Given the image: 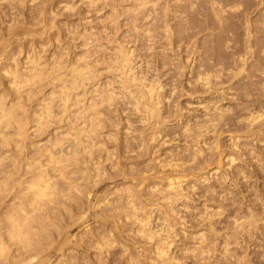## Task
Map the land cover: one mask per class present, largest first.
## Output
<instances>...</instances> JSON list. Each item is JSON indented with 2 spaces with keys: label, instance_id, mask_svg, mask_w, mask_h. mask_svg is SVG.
<instances>
[{
  "label": "rangeland",
  "instance_id": "obj_1",
  "mask_svg": "<svg viewBox=\"0 0 264 264\" xmlns=\"http://www.w3.org/2000/svg\"><path fill=\"white\" fill-rule=\"evenodd\" d=\"M98 1L0 0V93L6 97L7 103L11 100L14 87L12 75L15 69L25 70L29 62L28 56L30 59L41 58L43 67L50 68L57 66L56 62L62 58L61 60L66 63L59 62L67 64L64 66L66 69L70 68V66L67 68L69 62L72 67L75 62H79L80 65L81 57L87 55L84 61L89 57L92 61L93 57L95 60L92 62L97 61L98 64L97 68H95L96 64L92 66L96 71L95 74L93 73L95 77L86 83L89 89L87 91L90 92L85 94L87 98L81 94V98L78 99L87 100L90 97L89 99L92 100L94 97L97 98L99 93H108V90L115 88L114 91H116L119 80L115 78V81L112 75H109L110 72L106 70L108 61L105 62V59L107 54H111V57L116 54L113 52L121 48L116 46L115 49L118 42L125 44L126 49L131 51L135 44L134 49L137 53L142 47L144 50L141 48L139 55L145 60L144 58L141 60L134 50L132 55L136 60L134 62L141 63L142 72L148 73L147 76L150 75L148 78L151 79L155 73L160 75L159 80L162 82H159L162 86L165 85L164 91H160L163 94L160 95L168 98L165 99L168 103L161 99L165 104L160 103L161 110L163 106H167L162 110L164 118L160 120L163 122L158 121L157 125V121L153 119L149 120L153 121L152 123L146 121L148 125L139 122L143 114L136 112L138 114L136 116L130 106L127 108L129 104L127 105L126 102L125 105L124 101L127 99L122 100L123 97L121 102L111 106L112 109L104 110L101 115L105 121L102 122V125L104 124L102 129L100 128L102 132H98L99 135L92 138V142L97 141V144L90 141L99 149V151L96 149L97 154L94 153L97 157L95 158L94 155L92 157L93 162L96 163L90 162L95 165L97 171H94L96 170L94 168V178L84 181L78 213L66 226L70 234L66 229L64 232L67 233L63 232L65 236L71 235L70 237L68 235L69 242L66 240L65 247L69 245V251L72 250L71 253L74 254H72L73 258L80 252L79 257L87 255V258H90L88 264H94L95 261V264H164L165 262L166 264L167 262L168 264H264V0H237L238 2L236 0H204L205 2L184 0L187 2H183L185 4L182 0H175L179 2L176 4L174 0H171L174 2L149 0L151 2H146L148 4L144 3L146 0L142 2L140 0L141 4L138 3L139 0L137 2L136 0H114L115 3L113 0L112 2L108 0L109 3L103 0L104 4L107 2L109 6L106 3L107 6L103 7L104 4H101L99 8ZM70 3L75 6L69 7L73 8L68 10L66 7ZM135 4L142 5L141 11L138 8L140 12L136 10L138 5L134 7ZM133 8H135L134 12L138 11L135 12L138 15H132L131 18ZM164 9L165 12L170 10L164 15ZM139 13L140 19L136 21L135 16H139ZM133 18L138 26L133 24ZM147 27L152 30L150 35ZM168 31H171L172 37L174 36L171 39L177 41L174 45L171 44L174 43L173 41H169L171 34L165 33ZM105 32L107 34L114 32L115 36L112 35L113 39H110L111 35L107 36ZM142 32L145 34H141ZM165 34L168 35V40ZM145 35L152 40L149 38V41ZM91 37L92 40L94 37L93 41ZM96 37L100 38L97 42L102 43L100 45L104 49L96 50L100 47L94 42L97 40ZM105 37L110 40L117 37L114 40L117 43L111 45L114 43L111 41V44H107L110 40L106 43ZM86 41L88 45L85 44ZM91 42L98 47L94 44L91 46ZM169 42L173 48L169 46ZM146 45L148 50L154 47L150 49V53L153 50L156 54L148 53L152 57L155 56V60L148 59L150 55L145 52ZM90 46L95 47L94 52L98 51L92 57L88 55L90 50H92L90 55L94 53ZM144 52L148 56L142 55ZM101 54L106 55L103 57ZM156 56H159L158 61L163 59L160 60V64ZM82 58L80 60H83ZM139 60L144 63L142 64ZM147 61L153 63V66L149 64L147 66ZM102 62L106 63L105 67ZM76 63L73 66H77ZM156 63L158 65L155 66ZM145 66L147 69L151 66V69H148L151 71L150 74L147 69V73L145 72ZM157 66L162 72L157 69ZM159 66H164L165 71ZM153 69L156 70L155 73L152 72ZM207 75H211L209 83L206 82ZM198 78L202 80L199 81ZM204 82L206 85L203 84ZM50 83L39 88L31 100L27 101V106L33 115L48 101L50 102L49 97L54 89L53 84L49 85ZM59 102L53 105L56 111H59ZM80 102L83 103V100ZM72 111H70L71 115ZM75 111L73 114L76 113ZM58 116H62V112L58 113ZM253 117L257 119L252 120ZM66 120L60 124L52 122L45 132L39 134L40 136L31 130L30 136L27 137L28 142L37 147L49 139L48 144L51 145L54 142L52 133L56 131L59 134V141L68 139L63 141L65 145H68L71 138L66 136V128L61 127L63 123L66 124ZM141 120L145 121L143 116ZM131 123L134 124V129L131 128L133 127ZM127 126L134 132L133 136L128 133L131 130ZM125 131L130 136L125 135ZM137 137H144L147 146L139 145L138 141L140 143L145 141H140L142 138L136 141ZM127 139L128 141L133 139L134 145H131L132 142L128 144ZM136 142L139 148L134 147L138 146L135 145ZM194 149L198 151L196 156L194 154L197 152L193 151ZM188 151L195 153L190 157L192 153ZM181 154L185 162L183 158L180 159ZM187 156L190 159L186 158ZM181 163H187V165L182 166ZM136 175L139 177L137 178ZM151 186L156 188V191L163 188L162 192L166 195L168 194L165 192L166 189L168 191L175 186H180L184 193L179 196L180 198L175 197L178 198L177 200L174 196L169 197V194L162 195L160 190L155 193L154 189L153 194ZM133 188L135 191L138 189L136 193ZM128 190L130 197L133 192L135 195L139 192L141 197L139 194L136 196L133 194L134 202L132 198L127 200ZM136 197L143 203L138 202ZM168 197L169 200L171 198L170 202L167 200ZM135 199L138 203L134 204L136 208L132 204L135 203ZM124 204H127L126 208ZM118 206L124 207V210L128 207H132L133 210L138 209V214L137 216L129 213L127 215ZM139 210L143 213L145 211L148 217L140 212L144 219L142 215H139ZM0 214L4 221L3 214ZM143 223L146 227H142ZM102 241H105L103 244H108L102 245ZM166 241L169 242L166 247L172 245L166 251H169V254L166 253L169 260L158 254L159 245ZM85 244L87 246L94 244V247L97 244L96 250L93 249V245L88 249ZM98 245L103 247L102 253L98 252L101 250ZM58 250L59 246L54 253L57 255L53 254L48 258L50 264H53L55 257L61 252ZM37 258L35 259L38 263L33 259L35 264L40 263L41 258ZM41 260L43 262V259ZM0 264L9 263L1 262Z\"/></svg>",
  "mask_w": 264,
  "mask_h": 264
},
{
  "label": "bare ground",
  "instance_id": "obj_2",
  "mask_svg": "<svg viewBox=\"0 0 264 264\" xmlns=\"http://www.w3.org/2000/svg\"><path fill=\"white\" fill-rule=\"evenodd\" d=\"M89 1L87 0V2H89ZM91 1L94 2V0H91ZM99 1L97 2V4L99 3L98 8L101 4L102 5L104 4L103 0L102 1L99 0ZM106 1L108 2V0H106ZM142 1L143 0H141V2ZM167 1H169V0H167ZM167 1H165V2H167ZM174 1H171V2H174ZM178 1H181V0H178ZM178 1L177 2L175 1V4L179 3ZM188 1H190V0H188ZM205 1H207V0H205ZM205 1L203 0V2H205ZM221 1H223V0H221ZM93 2H90V3L92 4ZM95 2H96V0H95ZM113 2H114V0H113ZM136 2H137V0H136ZM146 2L150 3L151 1L149 2V0H146L144 3H146ZM183 2H186V1L182 0V3ZM208 2H210V1H208ZM230 2H232V1H230ZM90 3H88V6ZM106 3L104 4L103 7H105ZM108 3H107V5H108ZM138 3L141 4L140 0ZM144 3H142V5L145 6ZM148 3H146V4H148ZM217 3H220V2H217ZM183 4H185V3H183ZM211 4H209V5L211 6ZM224 4H226V3H224ZM228 4H229V2H228ZM228 4H227V6H228ZM136 5H138V4H135L134 7H136ZM142 5H140V6H142ZM67 6L68 7H66V8L68 10H71L73 7L72 8H69V7L75 6V5H71V3H70V5L67 4ZM140 6L137 7L136 10L139 11V9L142 8ZM154 6H152V7H154ZM166 6H168V5H166ZM180 6H183V5H180ZM212 6H213V4H212ZM89 7H91V6H89ZM93 7L97 8V6H93ZM157 8H158V6H157ZM215 8H212V10L213 9L215 10ZM235 8H237V7H235ZM165 9H164V15L166 14L167 11L170 10L169 9L165 12ZM177 9H178V7H177ZM184 9H187V7L186 8L184 7ZM134 10H135V8H133V11H132L133 13L131 12L132 13L130 15L131 18H132V15H138V13H135L138 11L134 12ZM140 11H141V9H140ZM228 11H230V10H228ZM169 13H167V14L169 15ZM144 15H145V13H144ZM215 15H217V14H215ZM222 15H223V13H222ZM159 16H160V14H159ZM139 17H140V13H139V16H135V18H137L136 21H138L140 19ZM216 18H218V16ZM219 19H221V18H219ZM132 20H133V24H135L134 23L135 19L133 18ZM167 21L169 22V20H167ZM152 23H151V25H152ZM154 23H156V22H154ZM135 25L138 26V24H135ZM135 28L137 29L136 26H135ZM147 29L149 30L148 27H147ZM169 30H171V29H169ZM150 31H152V30L150 29L148 32H150ZM107 32H105V33L107 34ZM170 32L171 31H168L165 33L166 34L168 33L170 35L171 34ZM143 33L144 32H142L141 34H143ZM151 33L152 32H150L148 34L150 35ZM106 34H105V36H106ZM109 34H107V36ZM110 35L111 36L109 38L113 39L111 37H112V35H114V32L113 33L111 32ZM172 35L173 34H171L169 41H171V42L173 41L174 43L169 42L168 43L169 46H170V43L172 45H174L175 41H176V40L175 41L172 40L174 37V36L172 37ZM167 36L168 35H166V39L168 40ZM142 37H144V36H142ZM115 38L117 39V37H115ZM115 38H114V40H115ZM146 38H148V37L146 36ZM96 39L97 40H95L94 42H96V44H97L99 42L98 40L100 38L96 37ZM110 39L106 38L105 39L106 43H107V40L109 41ZM150 39H149V41H150ZM86 40H87V38H86ZM91 40H92V37H91ZM93 40H94V37H93ZM114 40H110V42H108L107 44H111V41L113 43ZM94 42H91L90 45L93 46V44H94L95 46H97ZM115 42L111 45H114L117 43V42L116 43ZM86 43H87V41L85 42V44ZM119 43L120 42H118L115 45V49H116V46H119L121 48L119 50H117V52H113L116 54H113L111 51V53L113 54L112 56H114V58L112 56L110 57L111 54L110 55L107 54L106 58L108 59V57H109V59L108 60L105 59V62L108 61L107 64L105 63L107 65L106 66L107 69L106 68L105 69L108 72H110L109 75H112L113 80L115 78L117 80H119V81H117V83L119 82V85H116V87L118 86V88H117L118 91L117 90L114 91L116 89L115 88L114 90L112 89L111 91L108 90L107 91L108 93H106V92L105 93H99L100 96L97 94L98 97L97 98L94 97V99L92 98V100L89 99L90 97L87 100L84 98L85 100L82 99L83 103L80 102L82 100L78 99L79 97L81 98V96H80L81 94H83L87 98V96L85 94L90 92V91H87L89 89H87L86 83L88 81H91V79H93L95 77L94 74L96 71L93 70L94 67L92 68V66L96 64L95 68H97V64H98L97 61L94 63L92 62L95 60V58L93 59L92 55H95V53H98V51L96 52V50H98L100 48L104 49L100 45L102 43H100V44L98 43L99 44L98 46H100V47L96 48L95 52L93 49L95 47L91 48V46H90V49H93V52H94L93 54L90 55V52H92V50H90V52L88 53V55L92 57V61L89 59L90 57L88 58L90 61L88 59H86L84 61V59L87 58V55H86L83 58L81 57L83 60H80L81 58L79 59L80 65L78 64L79 62L77 61L78 63H76V62L75 63L78 65L73 66L75 64L74 63L71 67L70 62H69V65L67 67V68H69V66H70L69 69H66V67L64 68V66H66L67 64L64 65V64L59 62V61H61L63 63H66V61L64 62V60L63 61L61 60L62 58L61 59L59 58L60 59L58 61L59 64H57L58 62H56L57 66H55V63H54L55 67L52 66L50 68L48 66L43 67L44 65L40 61L41 58L39 59L36 57L37 59L36 58L30 59V56H28L27 58H28L29 62H27L28 65L25 67V70L19 71L18 69H15L14 74L12 75V79H13L12 82L14 84L13 85L14 87H13V92L11 94V100L7 103L6 97L0 93V209H1L0 213H2L4 216V221L2 219L3 217L0 216V263L1 262H8L9 264H33L34 260L36 261L35 258L39 257V258L43 259V262H42L41 259L37 258L40 260L39 264H41V263L42 264H50V262L48 261V258L53 256V254L57 250L58 246H59V250L61 252L59 253L58 256L55 257L53 264H88V263H90V260H89L90 258L88 259L87 255H86V257H84L82 255H81L82 257H79V254L81 253L80 252L79 254H77V257L75 256V258H73L74 254L71 253L72 252L71 249H70L71 251H69V247H68L69 245H67V247H65L67 241L69 242V240H68L69 238H67V237L70 234V232H68L69 229H66V226H67V224L69 225V221H71V219H75V216L78 213V210H79V207L81 204L80 203L81 198H82L81 192L83 191L82 187H83L84 181H86V179L91 180L94 178L93 170L95 168V165L93 163H96V162H93L92 157H93L95 152H96V154L98 153L99 149L96 145L92 144L93 142H95V141L92 142V138H94V136L97 134L99 135L98 132H100V130L102 129V127L104 125V124L102 125V122L104 120L101 118V115L103 114L105 109H112L111 106H113V104L115 105L117 102L119 103V101L123 97L122 100L123 99L125 100V98L127 99L126 101H124L125 105L127 102V105L129 104L127 108H129V106H130L131 110H134L133 111L134 114L136 112L143 114V115L140 114L141 118L140 119L138 118L139 122H144V124L146 123V125H148V123L151 122L149 120L153 119V121H155V122L157 121L156 122V125H157L159 122H161L163 120L162 118H164V117H162L164 115V114L162 115L163 107L167 106V105L163 106L162 110H161V105L163 104L162 102L163 101L165 102V99H168V98H163L160 95V94H163V93H160V91L161 90L164 91L165 88L163 86H165V85L163 84V86H162V83L159 82V81H161V80H159L160 75L155 73L156 70L155 71H154V69L152 70V72L154 71L153 73H155V74H154V76H151L152 78L150 79V78H148V77H150V75L147 76V74H148L146 71L147 67L146 66H145L146 68L143 67L145 72L147 73V74H145L144 72H142L143 69H142L141 63L139 62L140 63L139 64L138 61L134 62L136 60L132 55H134L133 51L135 50L134 49L135 44H134V47H132L130 45L132 47V51H131L129 49L128 50L126 49L125 44H123L124 45L123 46L122 42H121L120 43L121 46H120ZM88 44L89 43H87V45ZM107 44H106V46H107ZM142 45H144V44H142ZM147 45H146V47L144 46V48L147 49V51H145V52L150 53V49L151 48L153 49L154 47H151L148 50ZM172 45L170 47H172ZM122 46L125 48H123ZM136 47H138V46H136ZM111 48H113V47H111ZM141 48H139L138 53L135 50L136 55L138 54V56H140L139 52L141 51L140 50ZM88 50H89V47H88ZM88 50H85V51H88ZM137 50H138V48H137ZM142 50H144V49L142 48ZM103 51H105V50H103ZM113 51H114V49H113ZM130 51L132 52L131 54H130ZM145 52L142 53V55L146 54ZM152 52H153V50H152ZM149 53H148V55L151 54V53L150 54ZM103 54H101V56H103ZM140 54H141V52H140ZM153 54L155 55L156 53L153 52L152 55ZM83 55H85V54H83ZM105 55L103 57H105ZM158 55H160V54H158ZM147 56H145V57H147ZM137 57H136V59H137ZM154 57H152L150 55V56H148V59L151 60V58L154 59ZM143 58L144 57L142 56L141 60H143ZM153 59H152V61L154 62L155 59L154 60ZM158 59H159V56L157 57L156 60L158 61ZM54 60L55 59H53V62H55ZM141 60H139V61H141ZM144 60H145V58H144ZM160 60H163V59H160ZM160 60L158 61L159 64H160ZM56 61H57V59H56ZM193 62H195V61H193ZM102 63L104 64V62H102ZM143 63L144 62H142V64ZM158 63H156L154 65L155 66L158 65ZM61 64H62V66H61ZM71 64H72V62H71ZM105 64H104V67H105ZM146 64H147V66H148V64L153 66V63H151V62L149 63V61H147ZM162 65H165V63H163ZM155 66H154V68L156 69ZM159 68H162V70L165 71L164 66H161V67L159 66ZM63 69L64 70L66 69V70L64 71ZM148 69L150 70L151 66H149ZM157 69H158V66H157ZM191 69H193V68H191ZM158 70L161 71V69H158ZM150 72L151 71H149V74H150ZM142 73H144V75ZM170 74H172V73H170ZM151 75H152V73H151ZM164 76H166V74ZM207 76H208V78H206L207 81L206 80H203V81L208 82L209 76L211 77V75H207ZM164 78H166V77H164ZM116 79H115V81H116ZM162 80L164 81L165 79H162ZM200 80H202V78L199 79V81ZM115 81H113V83ZM210 81H211V79H210ZM48 82H51L53 84L52 87L54 88L53 89L54 91L52 90V93L50 94L51 96L50 97L48 96L50 98L49 99L50 102L48 101L43 107H41L40 111H37L36 114L33 115L31 110L27 106V101L31 100L33 95L35 93H37V91H39V88H42V86L44 87V85L47 84ZM206 82H204L203 84H205ZM51 83L49 85H52ZM210 84H212V83H210ZM208 87L206 89H208ZM112 91H114V92H112ZM81 92H83V93H81ZM83 95H82V97H83ZM165 95H164V97H165ZM161 99H164V100L161 101ZM56 102L60 103V104H58L59 111H56L55 109H53V105H55ZM160 103H162V104H160ZM165 103H168L167 100ZM163 105H165V104H163ZM78 106H79V108H77ZM71 107H73V108H71ZM118 107L120 108V106H118ZM72 110L73 111L76 110L75 111L76 113L73 114ZM70 111H72V115L70 114L71 113ZM61 112H62V116L66 117L65 119L61 118L62 116H58V113H61ZM130 112H132V111H130ZM137 113L135 114L136 116L139 114V113L138 114ZM130 114H132V113H130ZM165 115H166V113H165ZM142 116H143V119H145V121L141 120ZM178 118H179V116L177 117V119ZM160 119H162V120H160ZM255 119H257V117H253L252 120H255ZM64 120H66L65 121L66 124H64V123H63V125L61 124L62 125L61 127L66 128V131H67L66 136L67 137L69 136L68 138L72 139V140L69 139L70 141H69L68 145H65V143H64L68 139L65 140L63 138L65 140L64 141L62 139L64 142L61 141V139L59 141V138H58L59 134L56 131H55V133H52V137H54V142L51 140L52 139L51 138L50 139L51 143L53 142L52 144L49 142L51 145L48 144L49 139L44 144H39L40 147L37 146L38 148L36 147V145L34 147L32 145L33 143L31 144L30 142H28L29 138L27 140V137L30 136L31 130H32L31 132H34L35 134L37 133L39 135L40 133L45 132L46 128L52 122L60 124V123L64 122ZM146 121H148V123ZM106 122H108V121H106ZM132 125H133V127L131 125L130 126H131V128L134 129L135 126H134V124H132ZM141 126H144V125H141ZM130 130H131V132L128 131V133L129 134L131 133V136H133L132 134L134 132L132 131V129H130ZM204 130H205V128H204ZM200 132H202V131H200ZM125 133H126V131H125ZM128 133H126L125 135H127ZM199 135H200V133H199ZM127 136H130V135H127ZM32 138H34V136ZM126 138H129V137H126ZM126 138H125V140H126ZM131 138H133V137H131ZM140 138H142V139H140ZM140 138L137 137L135 139H136V141L139 139H140V141H145L143 139L144 137H140ZM132 141H134V140L130 139V141H128V139H127L128 144ZM122 142H123V140H122ZM138 143H139V145H141V144L146 145V141L143 142L145 144H143L142 142L140 143L139 141H138ZM95 144H97V141L95 142ZM131 145H134V142H132ZM135 145H138L137 142ZM139 145L137 147L136 146H134V147L139 148ZM186 145L188 146V143ZM186 145H184V147ZM95 146L97 148H95ZM126 147H127V145H126ZM96 149L98 151H96ZM187 149H185V151H187ZM105 150H106V148H105ZM189 150H190V148H189ZM193 151H196L197 153L194 154L195 152L192 153V151H188V152L192 153V154H190V157H191V155L193 156V154L195 156L198 154L197 150L194 149ZM123 152H125V151H123ZM99 154H101V153H99ZM186 155H188V154H186ZM110 156H112V155H110ZM119 156H120V154H119ZM94 157H95V155H94ZM182 158L183 157L181 154L180 159L182 160ZM186 158H189V157L187 156ZM183 159L185 162V158H183ZM177 160H178V158H177ZM90 162H93L92 163L93 165ZM99 162H100V160H99ZM100 163H102V162H100ZM184 164L187 165V163H184ZM184 164L181 163L180 165L183 166ZM124 166H125V164H124ZM103 167H104V165H103ZM94 171H97V169ZM139 174H141V173H139ZM139 174H137V175H139ZM139 176H137V178ZM87 183H89V182H87ZM87 183H86V185H87ZM138 183H140V182H138ZM135 187H137V186H135ZM141 187H143V186H141ZM150 188L152 189V193H153L154 189H155L154 190L155 193L159 190L162 192V189H163V188H161V189H158L156 191V188H154V187L152 188V186ZM151 189H150V191H151ZM166 190H165V192H168L169 197H170V195H171V197L174 196V199H177V200H178V198H180L179 196L182 195V193H184L180 186H175L171 189H168V191H166ZM134 191H135V189H134ZM136 191H135V193H136ZM131 192H133V190ZM148 192H149V190H148ZM129 193H130V191L128 190L127 197H129V198H127V200L132 198L133 194H134V196L139 194V192H137L138 194L135 195V193L133 192L131 194L132 196L130 197ZM157 194H159V193H157ZM163 194H165V193L162 192V195ZM156 195H154V196H156ZM139 196H140V194H139ZM154 196H152V197H154ZM169 197H168V199L167 198L166 199L169 200ZM175 197H178V198H175ZM162 198H163V196H162ZM123 199H124V197H123ZM136 199L138 200L137 197H136ZM136 199H135V203H132L133 205L137 203ZM121 200H122V198H121ZM170 201H171V198H170L169 202ZM118 202L120 203V201H118ZM127 202L128 201H126V203ZM132 202H134L133 198H132ZM138 202L143 203L142 200L141 201L138 200ZM142 203H141V205H142ZM130 204H131V202H130ZM119 205L123 206L122 204H119ZM126 205L124 204V207ZM170 205H171V203H170ZM135 206L136 205H134V207ZM120 207L118 206V208H120ZM124 207H121V209H123L121 211H124L123 213H126L127 215L138 214V209L137 210L135 209L136 210L135 211V210L131 209L132 207L129 208L130 207V205H129V207L127 206L128 209L124 210ZM107 208H109V207H107ZM206 211H208V209H206ZM140 212H142L143 215L146 214L145 211L143 213V211L139 210V213ZM171 212H172V210H171ZM142 214L140 213L139 215H142ZM143 215H142V217H143ZM147 215L148 214H146V216ZM72 222H73V220H72ZM143 222H145V220ZM70 224H72V223L70 222ZM140 224H142V223H140ZM147 224H149V223H147ZM142 227H146L144 225V223H143ZM65 229L69 233L68 235L66 234L67 236L64 235L65 233H67V232H64ZM147 230H149V228ZM63 232H64V234H63ZM70 236L71 235H69V237ZM166 237L169 238V236H166ZM103 238L104 237H102V239ZM80 239L82 240V238H80ZM161 239H163V238H161ZM165 240H167V239H165ZM162 241H164V240H162ZM167 241H169V240H167ZM167 241L163 242L162 244L159 243L160 247L158 250V254L160 255V257L163 256V258H166L168 256V255L166 256V253L169 254L168 253L169 251L168 252H166V251H167V248H171L172 245H171V247L170 246L166 247V244H168L171 240L169 242H167ZM104 242L102 241V243L101 242H99V243H101L102 245L108 244V243L103 244ZM109 244H110V242H109ZM170 244H172V243H170ZM88 245L89 246L86 245V247H88V249H89V247H92V245H93V249L96 250L97 244H95V247H94V244H92V245L88 244ZM53 246H56V247H53ZM98 246L100 247V245H98ZM165 247H166V250H165ZM53 248H54V250H52ZM99 249H101V250H98V252L102 253L103 247L102 248L100 247ZM168 250H170V249H168ZM77 253H78V251H77ZM54 255H57V254H54ZM75 255H76V253H75ZM83 255H84V253H83ZM100 256H102V255H100ZM99 258H101V257H99ZM167 259H168V257H167ZM163 260H161V261L163 262ZM91 262H92V260H91ZM95 263H96V261H95ZM219 263H221V262H219ZM164 264H166V262ZM167 264H168V262H167Z\"/></svg>",
  "mask_w": 264,
  "mask_h": 264
}]
</instances>
